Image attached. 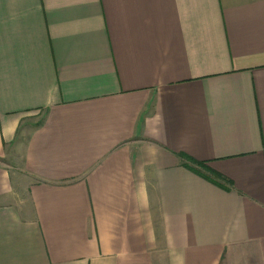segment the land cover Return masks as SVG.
I'll use <instances>...</instances> for the list:
<instances>
[{"label": "crops", "instance_id": "0c3cea01", "mask_svg": "<svg viewBox=\"0 0 264 264\" xmlns=\"http://www.w3.org/2000/svg\"><path fill=\"white\" fill-rule=\"evenodd\" d=\"M0 264H264V0H0Z\"/></svg>", "mask_w": 264, "mask_h": 264}, {"label": "trees", "instance_id": "16d2710c", "mask_svg": "<svg viewBox=\"0 0 264 264\" xmlns=\"http://www.w3.org/2000/svg\"><path fill=\"white\" fill-rule=\"evenodd\" d=\"M178 156L184 160V166H186L187 168H189L190 170L194 171L197 174H201V171L198 169H202L205 170L206 172H208L211 177L206 176L203 174V176L207 179H209L210 181L214 182L215 184H217L218 186H222L221 185V181H224V183H228L229 185H231V183L229 182V180L225 179L223 176L209 171L202 162H199L197 160H194L192 158H190L189 156L185 155V154H178Z\"/></svg>", "mask_w": 264, "mask_h": 264}, {"label": "rangeland", "instance_id": "374dc122", "mask_svg": "<svg viewBox=\"0 0 264 264\" xmlns=\"http://www.w3.org/2000/svg\"><path fill=\"white\" fill-rule=\"evenodd\" d=\"M41 121V117H38V118H33V120L31 121V122H33L32 124H31V126H33V125H35V124H37V123H39ZM8 165H10V164H8Z\"/></svg>", "mask_w": 264, "mask_h": 264}]
</instances>
